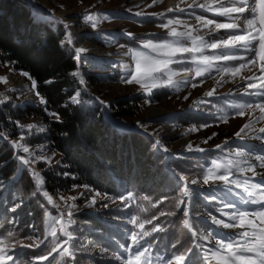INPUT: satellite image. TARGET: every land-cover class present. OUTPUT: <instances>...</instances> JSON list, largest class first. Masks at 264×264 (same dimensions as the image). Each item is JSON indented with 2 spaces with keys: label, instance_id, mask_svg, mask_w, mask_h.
Here are the masks:
<instances>
[{
  "label": "trees",
  "instance_id": "obj_1",
  "mask_svg": "<svg viewBox=\"0 0 264 264\" xmlns=\"http://www.w3.org/2000/svg\"><path fill=\"white\" fill-rule=\"evenodd\" d=\"M63 37L61 24L53 27L37 21L32 7L24 0H0V63L12 65L18 72H27L36 81V92L48 101L44 107H20L12 101L0 105V185L12 183L9 185L10 193L0 200V231L5 227L7 230L10 228L9 219L15 214L19 218L15 240L26 238L32 228L37 229L42 237L45 236L47 212L55 211L41 190L44 188L49 195L58 198L74 188H83L105 195L109 201L120 202L96 214H74L71 229L76 238L75 247L71 249L75 253L74 264H120L111 255L121 253L120 248L127 241L125 234L131 229L133 219H137L136 224L145 223L144 231L149 232L145 241L152 244L154 253H183L188 257L187 249L194 247L197 240L191 237L183 220L189 219L190 223H194V230H204L210 224L203 211L204 207L211 205L210 201L201 198L197 192L202 186H207L200 181L197 165H202V161L207 163L216 152L186 155L187 158L178 154L177 160L170 159L168 163L167 156L157 149L151 137L114 127L97 108H88L83 98L79 99V105L67 103L79 88L77 76L72 75L78 71L79 64L74 53L62 48ZM255 75L260 76V73ZM249 76L251 72L243 75L235 84L241 93L248 91L245 84L249 82L246 80ZM87 78L91 80L92 77L88 75ZM0 93L6 96L4 92ZM167 95L166 91L152 98L159 102ZM228 96L229 93L224 98L218 99L216 96L209 101L216 104ZM138 101L134 97L115 102L113 107H119V110L114 116H135L139 111ZM49 112H57L61 120L57 121ZM208 115L193 109L178 115L177 124L192 130L194 125L207 123ZM27 117L43 120L47 125L45 133L35 135L14 123ZM18 137L28 146L47 144L49 150L57 154V160L52 164L39 162L36 168L42 171L40 173L21 168L17 156L22 153L10 143ZM160 146L166 148V142L161 141ZM247 152L256 155L251 149ZM257 172L264 173V169L257 168ZM236 173L239 171L233 168L229 178ZM240 175L244 180L252 173ZM181 176L188 179L181 181ZM193 178L198 179L196 185L190 183ZM257 178L260 179L259 176ZM38 179L43 181L40 188L37 187ZM185 187L189 196L184 195ZM14 196L16 199L12 201ZM181 201L184 202L182 207L189 206L190 215L187 218L177 211L176 206ZM63 212L65 216L68 215ZM194 213L198 214L193 220ZM124 219L127 220L126 224L122 223ZM148 220L152 223H147ZM153 226L160 230L152 231ZM84 239L90 242L88 248L82 242ZM172 244H176L178 251L170 247ZM39 251L30 250L27 254L46 253L45 249ZM191 256L193 264H204L198 248ZM55 257V260L50 259L51 264L59 261L60 258ZM63 262L73 264L67 255L58 264Z\"/></svg>",
  "mask_w": 264,
  "mask_h": 264
},
{
  "label": "rangeland",
  "instance_id": "obj_2",
  "mask_svg": "<svg viewBox=\"0 0 264 264\" xmlns=\"http://www.w3.org/2000/svg\"><path fill=\"white\" fill-rule=\"evenodd\" d=\"M31 7L34 13V17L37 21L51 24L55 27L61 24L64 28V37L62 40V48L67 52L75 54L79 68H78V84L79 88L77 92L80 93L79 99L83 98L85 105L88 108H97L103 116L109 120V122L116 128L122 131H137L148 137H151L155 141L159 140L166 142V148H161L160 144L157 145V149L161 153L167 156L166 162L169 163L170 159H176L178 154L187 158L186 155L195 156L196 154H203L209 151L216 152L215 155L208 160L207 163L202 161V165H197L198 173L200 175V181L203 182V174L207 169L212 168V161L225 163L228 159H234V154L238 151L253 150L255 154H261V150H264V140L259 139V136L264 134L259 133V128L264 127V114L256 108L257 103L264 102V97H256L248 93H254L257 89L251 91L248 89V93H241L239 89H236V82L240 81L243 75H247L251 72L252 77H257L255 73L259 72V65L261 61H257L255 66L248 65L242 69L236 76L226 75L218 73L216 66L211 69L210 73H206L205 77H196L193 72H184V67H194L191 63L184 64H171L169 67L172 69V73H169L173 81L172 85L152 88L151 93L143 89L136 83L126 84L123 82L127 78L129 71H133L135 68V60L132 59L131 54L128 53V49H134L143 51L151 56H156L155 52L150 49H145L143 44L148 39H152L153 43H160L164 38L169 40L174 39L168 36L169 29H164L160 25L167 23L169 19L179 20L181 23L173 24L170 27L176 28L177 31H186V25H191L194 29V35H202L205 39H208V29L202 28L195 20L196 15L203 16L206 19H215L218 22H226V17H219L215 12L205 11L203 9L189 8L188 5L193 3V0H175L174 3H170V0H24ZM197 4L205 3L206 0H196ZM212 3L214 7L216 3L213 0H207ZM225 6H231L229 0H221ZM183 8V13L175 11V9ZM219 7V5H216ZM215 8V7H214ZM168 9H174L169 12ZM199 10V11H198ZM89 12L98 14L94 17V21L97 25L96 28L91 26L92 22L82 19L83 16ZM139 13V15H137ZM68 15L64 17V15ZM235 15V14H233ZM72 27L81 32L73 35V43L67 44V33H72ZM257 27H260L259 22ZM224 30H221L223 34ZM131 33L132 36L127 35ZM135 37V39L133 38ZM190 43V42H187ZM258 47V45H257ZM76 48H84L85 52L77 54ZM217 50L205 49L203 54L212 55ZM127 53L130 60V67H123L120 61H116V58L121 53ZM189 57L190 54H183ZM248 55V54H246ZM117 56V57H116ZM216 64H231L233 62L218 61ZM90 75L91 80L87 78ZM0 76L7 77V83H0V92H4L6 96L10 97L15 105L25 107L28 105L33 106H45L40 103V97L36 95V87L31 86V80L24 76L22 72L14 70L12 65L7 63H0ZM84 80V83H80V79ZM264 78V77H261ZM166 80L167 77H162ZM188 79L189 83L184 81ZM201 81H203L201 83ZM219 81V83H217ZM160 80L157 81L159 83ZM259 84V80L254 81ZM193 84L196 86L193 87ZM247 83L245 84V86ZM215 89L214 94L209 97L207 93ZM168 92L169 95L159 102L155 101L152 97L156 94L162 95L163 92ZM240 91V92H238ZM264 91V89H261ZM229 93V96L225 99L219 100L216 104H211L210 99L224 98ZM232 96V97H231ZM139 99L138 106L139 111L135 116H121L115 117L114 113L119 110V107H113L114 103L126 98ZM187 97V98H185ZM250 97V99H249ZM103 101V103H101ZM67 103H71L70 99ZM252 104L251 108L243 107L239 108L237 105ZM195 109L196 112H204L209 114L208 122L201 125H194L192 130H188L183 126L177 124V117L180 114L190 112ZM232 110L234 113H232ZM243 115H240V112ZM29 123L35 124L36 127L28 129L26 125ZM248 124L249 127L241 134L240 137L235 135L240 128ZM17 125L21 129H27L32 131L35 135H43L46 131V123L39 118H21L18 119ZM23 125L24 127H20ZM44 128V132L38 131L39 128ZM16 141L20 147H17L18 152L22 155H18L17 159L21 168H29L32 173L42 172L39 168H36L39 162L46 164L54 163L58 156L55 152L49 150L47 144L40 143L34 146H28L24 144L21 137L13 138L10 142L13 144ZM207 141V142H205ZM191 145V150L189 149ZM220 145L221 147H217ZM15 146V145H14ZM23 147H28L29 152L24 153ZM204 149V151H198L197 149ZM248 148V150H247ZM166 149V150H165ZM20 156H24L30 160L29 165H23L19 159ZM36 156H44L48 159L36 160ZM31 161H35L32 163ZM244 165H241L243 167ZM223 171V169L221 170ZM241 172L236 173L230 179H239L243 181ZM248 173V172H244ZM40 180L41 177H40ZM259 180V178H257ZM9 184L0 185V200L10 193ZM204 185V184H203ZM207 186H202L198 189V194L210 201L209 207H204L203 211L210 222L204 230L206 232L215 231L218 235H235L237 232L243 231L242 229H225L222 226H217L211 223V215L217 216V218H223L227 222V216H223L222 212H230L231 209H224L223 204L231 202L237 206L243 207L240 200L241 197L246 195L242 188H236L235 185H225L222 181L210 180ZM204 187V188H203ZM45 191L43 188L41 192ZM220 194V198L218 196ZM215 199H211L212 196ZM75 196V200H68V197ZM64 197L65 199H61ZM52 208L54 213L47 212V223L45 228V236H41L37 229L32 228L30 234L24 239L9 241V255L13 260H17V264H27L28 261H32L33 264H47V261H37L36 257L41 255L37 253L33 256H28L30 250L49 251L51 247L65 237L61 231V223L64 227L71 231L74 221L73 216L77 213L89 212L96 214L99 210L114 207L119 204L120 201H109L105 195L96 196L95 192L87 191L85 189L74 188L72 192L66 194H60L58 198L53 197ZM95 198V204H90L91 200ZM15 196L12 201L15 200ZM215 202V203H213ZM69 204H74L75 207L71 209V217L64 215L67 213ZM57 205L58 207H54ZM250 208V207H249ZM220 210V211H218ZM61 212L63 217L61 218ZM205 218V217H203ZM251 218V217H250ZM71 220V223H69ZM13 221L15 222L13 224ZM19 221L17 216H11L9 219L10 228L7 230L5 227L2 229L4 236L6 237L8 231L11 230L16 236V226ZM123 224L127 223V220L122 221ZM259 224V221H257ZM56 229V238L51 237L50 232L52 229ZM132 231L140 233L144 231L139 229L138 224L131 225V229L125 234L127 238L124 245L131 247V240L128 234ZM66 238V237H65ZM139 238V237H138ZM145 238L143 240L145 241ZM239 240V237H236ZM44 240L45 243L41 244L39 248L35 247L36 244H40V241ZM84 246L89 244L88 239H84ZM215 242L208 240L201 241L202 247L200 251H203V256L207 254V248L214 247ZM24 245H33L32 247H24ZM45 245L47 247H45ZM123 245V246H124ZM123 246L120 248L123 252ZM71 250V249H70ZM92 251V249H90ZM150 252L153 256V264H157L155 256L159 253H154L152 249ZM45 253V252H44ZM42 253V254H44ZM120 253V254H121ZM177 254V253H169ZM159 254V255H169ZM35 255V256H34ZM57 255L60 259L57 261L61 263L64 255L59 253ZM19 256V259L17 257ZM29 257V258H27ZM186 260L187 256L185 255ZM96 258V257H94ZM111 258L115 259L112 254ZM51 259V258H50ZM11 264V261H9ZM64 264V262L62 263ZM188 264H193V261H189ZM199 264V263H197ZM202 264V263H200ZM213 264L215 262L213 261Z\"/></svg>",
  "mask_w": 264,
  "mask_h": 264
},
{
  "label": "snow or ice",
  "instance_id": "obj_3",
  "mask_svg": "<svg viewBox=\"0 0 264 264\" xmlns=\"http://www.w3.org/2000/svg\"><path fill=\"white\" fill-rule=\"evenodd\" d=\"M213 3L219 4V7H213L212 3L206 2L197 4L196 0L188 5L189 8H200L205 11L215 12L219 17H226V22H218L215 19H206L203 16L196 15L195 20L198 24L208 29V39H205L202 35H194V29L191 25H186V31H177L176 28L170 27L173 24L181 23L179 20L169 19L167 23H163L160 26L164 29H169L168 36L174 39L169 40L164 38L160 43H153L152 39H148L143 44L145 49H150L156 53V56L148 55L143 51L134 49H128V53L131 54L132 59L135 60V68L133 71H129L127 78L123 80L126 84L136 83L143 89L151 93L152 88L164 87L172 85L173 81L169 73L175 75L172 69L169 67L171 64H184L191 63L194 67H184V72H193L196 77H205L206 73H210L212 67L216 66L218 73L231 75L236 77L242 69L248 65L255 66L257 61H261L259 65L260 76L246 78L249 81L246 85L248 89H257L254 93H249L256 97H264V0H229L231 6H225L221 0H213ZM169 12L174 9H168ZM175 11L183 13L185 9L177 7ZM235 14V15H233ZM98 14L89 12L83 16L85 21L92 22L91 26L96 28L97 25L94 21V17ZM139 15V13H137ZM259 22L260 27H257ZM221 30L223 34H221ZM127 35L132 36L131 33ZM135 39V37H133ZM190 42V43H187ZM67 44L73 43L72 33H67ZM258 45V47H257ZM205 49L217 50L212 55L203 54ZM77 54L85 52L84 48H76ZM190 54L189 57L183 54ZM248 54V55H246ZM79 59V57H76ZM233 62L231 64H216L215 62ZM24 76L31 80V86L36 87V81L32 79L27 72L23 73ZM73 76L78 75L77 72L72 73ZM162 77H167L163 80ZM160 80L159 83L157 81ZM259 80V84L254 82ZM185 83H189L190 80L186 79ZM203 81H201L202 83ZM0 83H7V77L0 76ZM80 83L83 84L84 80L81 78ZM219 83V81L217 82ZM196 85L193 84V87ZM215 92V89L210 90L207 96L211 97ZM39 96V93H36ZM3 98L0 99V105L10 102L11 98L0 93ZM80 93H74L69 99L72 104L79 105ZM187 98V97H185ZM41 104H47L48 101L43 97H40ZM103 103V101H101ZM251 108L252 104L237 105L239 108L243 107ZM256 108L264 114V102L257 103ZM244 113L241 111L240 115ZM49 115L54 117L57 121L61 120V116L57 112H49ZM264 118V117H262ZM17 123V122H14ZM20 127H24L20 125ZM28 129L36 127L35 124L29 123L26 125ZM249 127L246 123L238 132L235 133L237 137H240L242 133ZM38 131L44 132V128H39ZM259 133L264 134V127L259 128ZM259 139L264 140V136H259ZM207 142V141H205ZM157 145L160 141H155ZM13 144L17 147L20 145L13 141ZM217 147H221L217 145ZM191 150V145H189ZM166 150V149H165ZM198 151H204V149H197ZM23 152L28 153L29 148L23 147ZM23 165L30 166V160L24 156L19 157ZM36 160L48 159L44 156H36ZM254 160L255 162H251ZM34 163L35 161H31ZM213 167L207 169L203 174V183L208 184L212 181H222L225 185H235L236 188H242L246 195L241 197L240 203L243 207L237 206L233 203L226 202L223 204L224 209H231L230 212H222L223 216H227V222L223 218H217L215 215H211V223L217 226H222L225 229H242L243 231L237 232L233 235H218L215 231L206 232L199 229H195L194 223H190L189 219L183 220V225L191 233V237L197 240L194 247L187 249L189 253L187 260L183 253L181 254H169L155 256L157 264H188L192 260L191 253L195 251V248H200L202 245L199 241L208 240L214 241V247L207 248V254L203 257L206 264H264V173H258L257 168L264 169V150H261V154L253 155L250 152L238 151L234 154V159H228L225 163L212 161ZM241 165H244L241 167ZM236 168L239 172H251L252 176L245 178L243 181L239 179H230L232 169ZM223 169V171H221ZM260 179L257 180L256 177ZM181 181H186V176L180 177ZM192 185L198 183L197 178H193L190 182ZM43 185V181L38 179L37 187L40 188ZM42 195L47 198L48 203L53 202V198L47 191H43ZM100 193H96V196H100ZM185 196H189L187 187L184 191ZM132 198L131 195L128 197ZM61 199H65L61 197ZM68 200H75V196L67 198ZM147 199V197H145ZM211 199H215L213 195ZM95 198H93L90 204H95ZM183 201L177 204V211L185 218L189 217L190 210L188 205H184ZM249 205L256 206L255 208H249ZM54 207H58L54 205ZM74 204H69L67 208V214L71 217V209L74 208ZM220 211V210H218ZM176 215V213H169ZM194 213L192 219H195ZM163 215V213H161ZM63 212H61V218ZM251 217V218H250ZM259 221V224H257ZM133 224L137 223V219L131 221ZM152 223L151 220L146 221ZM15 222L13 221V224ZM71 223V220H69ZM2 227V226H0ZM139 229L145 228V223L138 224ZM156 226H153L152 231H159ZM61 231L66 237L62 241L55 243L49 251L36 257L37 261H47L51 264V260H55L54 254L67 255L70 260L75 261V253L70 249L75 247V237L71 231H68L61 223ZM51 237L56 238V229L53 228L50 232ZM149 236L148 231H141L137 233L132 231L128 234L131 240V247L128 245L123 246V252L115 256V259L120 264H153V256L150 252L152 244L143 240L144 237ZM139 237V238H138ZM239 237V240L236 239ZM15 239L14 232L9 230L7 236H4L3 231H0V264H17V260H13L9 255V241ZM45 241L41 240L40 244H36L35 247L39 248ZM33 245H24V247H32ZM45 247H47L45 245ZM173 249H177L176 244L170 245ZM44 251L43 249L41 250ZM107 251V249H102ZM19 259V256L17 257ZM27 264H33L32 261H28Z\"/></svg>",
  "mask_w": 264,
  "mask_h": 264
},
{
  "label": "bare ground",
  "instance_id": "obj_4",
  "mask_svg": "<svg viewBox=\"0 0 264 264\" xmlns=\"http://www.w3.org/2000/svg\"><path fill=\"white\" fill-rule=\"evenodd\" d=\"M175 0H170V3H174ZM68 15H64V17H67ZM72 34L73 35H76L78 33H80L81 31L80 30H76L75 28L72 27ZM117 57V56H116ZM116 61H120L121 64L123 65V67H126V68H129L130 67V60H129V57H128V54L123 52L121 53L117 58H116Z\"/></svg>",
  "mask_w": 264,
  "mask_h": 264
}]
</instances>
